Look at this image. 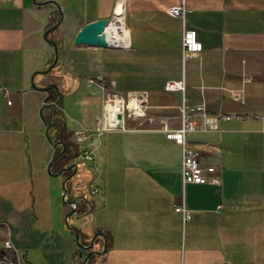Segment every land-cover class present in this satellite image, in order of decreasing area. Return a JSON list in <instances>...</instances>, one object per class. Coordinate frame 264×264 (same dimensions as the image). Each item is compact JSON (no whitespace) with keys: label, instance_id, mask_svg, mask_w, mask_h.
<instances>
[{"label":"crops","instance_id":"0c3cea01","mask_svg":"<svg viewBox=\"0 0 264 264\" xmlns=\"http://www.w3.org/2000/svg\"><path fill=\"white\" fill-rule=\"evenodd\" d=\"M115 2L0 0V231L10 226L20 264H83L103 250L99 232L106 248L87 264H264V132L245 118L264 111V0H125L128 46L75 44ZM180 4L183 17L166 12ZM186 29L202 43L198 54L183 51ZM243 74L251 81L240 103L227 90ZM169 80H183L184 92L166 91ZM50 89L59 103L46 101ZM140 91L148 92L141 125L125 119L95 135L107 94ZM182 98L219 116L218 130L185 136L201 163L216 166L218 185L183 184L182 149L159 129L161 119L179 127ZM54 106L77 151L75 133L92 132L79 148H94V161L74 158L68 175L47 167L62 130L45 119ZM75 175L82 185L69 183ZM76 231L84 245L97 234L90 248L77 245Z\"/></svg>","mask_w":264,"mask_h":264},{"label":"built area","instance_id":"2783aa9c","mask_svg":"<svg viewBox=\"0 0 264 264\" xmlns=\"http://www.w3.org/2000/svg\"><path fill=\"white\" fill-rule=\"evenodd\" d=\"M185 8L183 4L172 5L166 8V12L172 16L183 17ZM113 25L110 32L114 34V28L118 26L120 28V34L117 42L111 41L109 38V33L107 32V27ZM107 32L106 39L110 44L117 47L128 46V32L125 26V0H116L112 14L109 17L108 25L104 28ZM182 48L184 52L191 54H198L202 50V43L197 37V33L193 29H186L182 34ZM251 81V77L247 74H243L241 79V86L237 89H228L230 97L240 103L245 102V85ZM90 83L93 82L92 79L89 80ZM225 90L224 87H222ZM166 91H181L184 92V82L183 80H169L165 84ZM7 95V92H4ZM148 98V92H126L122 93H112L106 95V102L113 99L121 100L122 105V124L121 126H116V114L109 117L106 112V121L104 117L100 118L93 132L95 135L99 136L106 129L122 128L124 126L125 119H145L146 118V108L145 103ZM129 100H133V105L129 106ZM137 101L138 107L135 109V102ZM10 100L7 103L10 104ZM179 119L180 125L177 128H171L166 121V119L160 120L159 129L164 132L165 137L175 144L179 145L182 149V159H181V180L183 184L194 183V184H220L221 179L216 174V166L211 164H204L200 161L199 151L189 146L186 143L185 136L192 132H208L215 131L219 129V116L210 114L204 101L199 103H189L184 98H182L179 106ZM228 117V116H227ZM246 119H255L261 122V130L264 132V111L256 114H247ZM149 122L153 118H147ZM143 121L139 120L138 125H141ZM91 130L88 128H80L75 133V143L78 145V151L76 158L84 160L86 162H93L95 159L94 148H79L91 135ZM208 147V146H207ZM75 158V159H76ZM99 192V187L92 180L88 184V195L94 197ZM64 198L67 197L66 190L62 192ZM181 211L183 220H188L190 218L189 210L184 206L183 203L176 207ZM4 227L3 231H0V264H20V256L11 240L10 226L4 222L2 224Z\"/></svg>","mask_w":264,"mask_h":264},{"label":"water","instance_id":"95a60500","mask_svg":"<svg viewBox=\"0 0 264 264\" xmlns=\"http://www.w3.org/2000/svg\"><path fill=\"white\" fill-rule=\"evenodd\" d=\"M108 22H109V19L108 18H100V19H97V20H93V21H90L86 24H84L80 30L77 32L75 38H74V43L75 44H79V45H88V46H100V47H108L109 46V42L108 40L106 39V36H105V32H104V28L108 25ZM54 52H55V55H54V61H53V64L56 62L57 60V46L54 44ZM53 87H55V85H53ZM133 105V100H129V106ZM116 126H121L122 124V114L120 112H118L116 114ZM49 124V123H48ZM57 144H59L61 146V152L60 153H63L65 151V144L62 142V141H57ZM57 158V156H54V158H52V160L48 163V170L50 172V167H51V164L52 162ZM74 168V170H76V164H70L69 166L67 167H64L62 168V170H65V169H69V168ZM61 172V171H60ZM51 173V172H50ZM52 175H55V173H51ZM71 176H68L64 182H63V189L65 190V181L70 178ZM73 213H75V210L72 209L70 210L69 212H67L66 216L67 218L70 217ZM67 218H66V225H68L67 223ZM69 226V225H68ZM70 227V226H69ZM99 235L103 236L104 238V247H103V250L101 251H95V250H91L89 251L85 256H84V260H83V264H87L88 260H90V258L92 257V255L94 254H97V255H100L106 248V238H105V235L104 233L102 232H99L98 233ZM97 236V234H94L93 235V238L90 242L89 245H84L80 242V239H79V233L76 231L74 233V237L77 241V244L78 246L81 248V249H88L92 246V242H93V239ZM79 256L82 257L83 256V253L82 251L80 250L79 251Z\"/></svg>","mask_w":264,"mask_h":264},{"label":"trees","instance_id":"16d2710c","mask_svg":"<svg viewBox=\"0 0 264 264\" xmlns=\"http://www.w3.org/2000/svg\"><path fill=\"white\" fill-rule=\"evenodd\" d=\"M53 91V95L47 96L46 101H50L53 99L55 103H59L58 99V94L56 93L55 90L50 89ZM52 120H48L47 118L46 121L49 123V129L51 128V125L56 128V134L61 130V134L59 135V141H62L66 148L63 153L61 152V146H57V152L56 156L57 158L53 161L52 166H51V172L53 171H59L61 170L64 166H68L71 164V161L76 157L77 155V148L75 149V146L73 143L69 140L68 135L65 133V128L62 125L63 121V116L62 113L54 106V112H53ZM45 117V116H44ZM47 136L50 137L49 133H47ZM51 138V137H50Z\"/></svg>","mask_w":264,"mask_h":264},{"label":"bare ground","instance_id":"6f19581e","mask_svg":"<svg viewBox=\"0 0 264 264\" xmlns=\"http://www.w3.org/2000/svg\"><path fill=\"white\" fill-rule=\"evenodd\" d=\"M113 25H109L108 27H107V32L109 33V36L111 37V38H109L111 41H115V42H117V39H118V37H119V34H120V28L118 27V26H116L115 28H114V34H112V32H110V29H111V27H112ZM104 32H105V30H104ZM107 32H105V36L107 37L108 35H107ZM107 103V106H106V112H107V115H109V117H111L112 115H114V114H116V113H118V112H121V110H122V105H123V103H122V101L121 100H118V99H113V100H111V101H108V102H106ZM135 109H137V107H138V103H137V101L135 102ZM115 116V115H114Z\"/></svg>","mask_w":264,"mask_h":264},{"label":"rangeland","instance_id":"374dc122","mask_svg":"<svg viewBox=\"0 0 264 264\" xmlns=\"http://www.w3.org/2000/svg\"><path fill=\"white\" fill-rule=\"evenodd\" d=\"M106 106H107V103H106ZM105 106V107H106ZM51 134V133H50ZM51 137H52V135H51ZM71 170H72V168H69V169H67V171L65 172V174L66 175H68V174H70L71 173ZM78 171H79V173L81 174L82 172H81V167H79V169H78ZM77 175V174H76ZM72 176V178H70V180H69V183L70 184H72V183H75V182H79L80 181V179H82L83 177H84V175L81 177H77V176ZM82 175V174H81ZM53 179L54 180H56L58 183H59V180H60V176L59 175H56V176H54L53 177ZM81 182V181H80ZM79 182V185H82L83 183H80ZM59 189H60V185H59ZM60 202H61V206L62 207H64V204L62 203V201L60 200ZM65 208V207H64ZM68 224H70L71 226H72V224L73 223H75L74 221H73V218H71V220L69 221V222H67ZM65 224V223H64ZM10 232H11V229H10ZM78 245V244H77ZM20 263H21V259H20ZM60 263V262H59ZM22 264H26L23 260H22ZM63 264H65L64 262H63Z\"/></svg>","mask_w":264,"mask_h":264}]
</instances>
